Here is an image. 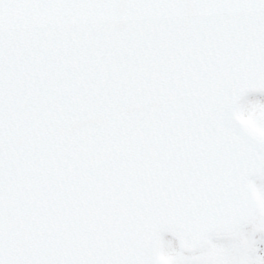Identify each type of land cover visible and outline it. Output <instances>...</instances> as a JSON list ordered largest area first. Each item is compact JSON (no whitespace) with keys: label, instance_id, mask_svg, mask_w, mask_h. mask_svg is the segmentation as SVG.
Listing matches in <instances>:
<instances>
[{"label":"snow or ice","instance_id":"snow-or-ice-1","mask_svg":"<svg viewBox=\"0 0 264 264\" xmlns=\"http://www.w3.org/2000/svg\"><path fill=\"white\" fill-rule=\"evenodd\" d=\"M0 264H264V0H0Z\"/></svg>","mask_w":264,"mask_h":264}]
</instances>
